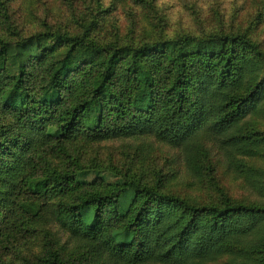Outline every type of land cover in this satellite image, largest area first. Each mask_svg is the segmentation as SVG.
I'll use <instances>...</instances> for the list:
<instances>
[{
	"label": "trees",
	"instance_id": "trees-1",
	"mask_svg": "<svg viewBox=\"0 0 264 264\" xmlns=\"http://www.w3.org/2000/svg\"><path fill=\"white\" fill-rule=\"evenodd\" d=\"M95 24L78 34L46 28L0 39V264H15L8 253L17 239L33 240L42 228L49 237V225L101 249V257L133 264L156 254L180 257L185 246L194 260L229 252L237 257L226 264H264V222L256 218L264 208L196 204L117 168L85 165L70 148L73 140L86 145L144 129L186 135L193 68L215 74L216 111L242 101L227 93L229 85L263 92L264 72L253 81L241 61L245 36L178 33L141 45L105 43L93 35ZM51 242L47 259L56 264Z\"/></svg>",
	"mask_w": 264,
	"mask_h": 264
},
{
	"label": "rangeland",
	"instance_id": "rangeland-1",
	"mask_svg": "<svg viewBox=\"0 0 264 264\" xmlns=\"http://www.w3.org/2000/svg\"><path fill=\"white\" fill-rule=\"evenodd\" d=\"M92 21H96L93 35L105 43L141 45L178 33L244 35L248 41L242 47L244 68L253 81L264 72V0H0L3 40L14 36V31L19 39L46 28L83 33ZM216 82L213 72L193 68L183 106L190 125L186 135L172 132L164 136L144 129L109 133L86 145L76 146L73 140L70 148L83 154L85 165L117 168L196 204L245 203L264 208V91L257 86L249 91L243 84L229 85L227 93L242 101L219 112L211 105L220 101L215 95ZM138 103L147 105V99L140 96ZM256 218L264 222V212ZM49 228V237L42 228L33 240L17 239L8 257L15 264L26 263L28 258L50 264L51 239L56 264H133L130 258L101 257L95 252L101 249L84 246L69 231ZM21 253L36 256L22 259ZM193 253L185 246L180 257L162 259L156 254L139 264H226L237 257L224 252L194 260Z\"/></svg>",
	"mask_w": 264,
	"mask_h": 264
}]
</instances>
